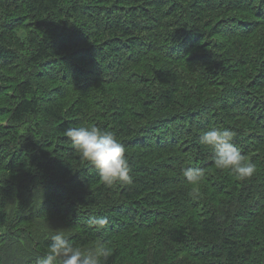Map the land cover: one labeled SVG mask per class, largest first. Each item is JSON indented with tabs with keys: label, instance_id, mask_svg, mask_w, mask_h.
Here are the masks:
<instances>
[{
	"label": "trees",
	"instance_id": "obj_1",
	"mask_svg": "<svg viewBox=\"0 0 264 264\" xmlns=\"http://www.w3.org/2000/svg\"><path fill=\"white\" fill-rule=\"evenodd\" d=\"M82 125L125 146L131 184L81 159ZM211 128L253 177L215 166ZM56 230L101 264H264V0H0V264Z\"/></svg>",
	"mask_w": 264,
	"mask_h": 264
},
{
	"label": "clouds",
	"instance_id": "obj_2",
	"mask_svg": "<svg viewBox=\"0 0 264 264\" xmlns=\"http://www.w3.org/2000/svg\"><path fill=\"white\" fill-rule=\"evenodd\" d=\"M64 136L70 140L81 159L95 168L105 186L133 182L125 146L113 132L94 125H82L65 129ZM199 142L212 150L218 169H227L242 181L254 176L255 164L245 160L240 148L234 143V133L230 129L211 128L200 135ZM181 171L192 185H198L204 178L200 168L184 167ZM193 195L198 196V193ZM87 222L98 231L109 223L105 216H92ZM49 238L51 244L48 250L36 259L35 264H101V260L108 255L107 248L102 244L90 249L74 246L62 230H56Z\"/></svg>",
	"mask_w": 264,
	"mask_h": 264
}]
</instances>
